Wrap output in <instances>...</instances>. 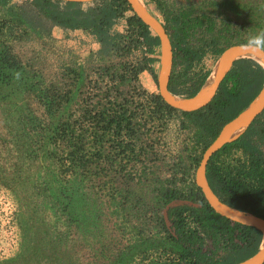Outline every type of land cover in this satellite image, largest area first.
I'll list each match as a JSON object with an SVG mask.
<instances>
[{
	"label": "rangeland",
	"instance_id": "1",
	"mask_svg": "<svg viewBox=\"0 0 264 264\" xmlns=\"http://www.w3.org/2000/svg\"><path fill=\"white\" fill-rule=\"evenodd\" d=\"M28 1L0 0V264L168 262L161 226L168 208L160 197L169 189H189L185 169L201 153L197 128L187 126L182 112L157 111L158 82L148 71L136 75L146 51L136 49L126 19L117 23L125 38L103 54L82 30L56 37L55 28L51 35L31 28L20 15ZM160 1L162 9L156 0H140L165 25L204 14L213 20L189 38L208 45L202 62L189 70L176 52L177 90L218 64L211 49L218 35L235 45L264 32V0ZM185 11L192 15L184 18ZM154 67L159 75L161 62ZM121 109L135 114L136 131L128 133L136 137L123 134L124 145L115 148L114 136L97 131L103 110ZM129 142L139 159L113 157ZM217 159L221 172L251 161L240 150ZM182 205L174 201L169 208ZM143 242L156 248L139 255Z\"/></svg>",
	"mask_w": 264,
	"mask_h": 264
},
{
	"label": "trees",
	"instance_id": "2",
	"mask_svg": "<svg viewBox=\"0 0 264 264\" xmlns=\"http://www.w3.org/2000/svg\"><path fill=\"white\" fill-rule=\"evenodd\" d=\"M156 1L162 9L161 1ZM27 4L20 8V15L31 28L48 35H51L55 27L63 29L66 35L69 32L82 30L100 44V51L103 54H109L116 49L120 44L119 40L125 38L124 34L115 30V26L121 19H126L127 31L131 33V36L137 37V39L133 38L136 41V49L145 47L146 51L142 61L139 62V68L135 71L136 75L139 72L148 71L158 82L154 65L160 59L149 55H161L160 38L153 36L149 26L136 14L131 17L126 16V13L133 12L127 0H96L92 3L29 0ZM181 15L188 18L192 13L185 11ZM12 19L17 20L16 17ZM209 21H213L212 18L204 14L191 18L189 21L176 18V23L165 26L171 34L175 56H178L176 52H179V56L187 62L189 70L196 62H202L208 47V45H193L189 38L196 34L198 27ZM222 39L223 37L218 35L211 40V49L217 60L227 48L234 45L232 40L223 42ZM212 71V69L204 70L195 75L193 79L191 78L192 80L190 79L191 85L184 90L173 88L172 74L169 88L174 95L195 97ZM106 74L109 75L110 70H107ZM121 80V83L127 82L124 76ZM263 87L264 67L252 59H239L222 82L215 99L207 107L194 112H182L187 126L193 125L192 127L197 128L195 147H200L201 153L193 157L191 165L185 169V175L191 178L189 189L186 191L169 189L160 197L162 198L160 201L168 208L167 213L161 218V226L168 242L165 245L164 254L170 256L168 262L160 264H241L260 251L263 241L262 233L256 228L232 223L216 213L194 180L196 170L207 148L216 140L226 124L249 107ZM153 103L156 104L157 111L163 114L165 111L169 113L177 111L167 105L160 94L153 99ZM134 116L135 114L128 115L126 110L123 113L118 111L110 113L103 110L100 118L104 124L101 128L99 127L97 134L101 135L102 131V136L108 134L114 136V147H122L123 134L130 140L136 137L128 133L134 134L136 131V128L132 126ZM135 145L129 142L121 153L115 152L113 157L126 154L129 162L139 159L138 155L131 153L135 150ZM262 146L264 147V112L252 122L244 134L224 146L212 157L207 168V178L213 191L225 203L264 219V150ZM234 150L243 151L245 155L250 156L251 161L247 163L239 160V164L231 165V172H228V168H223L221 172L220 165L216 162L217 158L222 155H232ZM192 171L193 174H191ZM174 201H183L186 205L169 208ZM113 204L118 206L121 204L118 197H113ZM145 243L147 242H143L145 247L137 252L139 255L151 248H156L154 244Z\"/></svg>",
	"mask_w": 264,
	"mask_h": 264
},
{
	"label": "water",
	"instance_id": "3",
	"mask_svg": "<svg viewBox=\"0 0 264 264\" xmlns=\"http://www.w3.org/2000/svg\"><path fill=\"white\" fill-rule=\"evenodd\" d=\"M64 2L92 3L96 0H61ZM136 14L161 41V70L158 75L160 95L167 105L179 112H194L207 107L216 97L222 82L239 59L250 58L254 55L259 58L264 66V52H256L246 47L247 43L235 44L225 50L218 60V70L213 86L206 92L201 91L192 98L175 96L170 88V81L174 69L175 49L165 25L141 4L139 0H127ZM264 112V87L258 97L237 118L224 126L216 140L207 148L203 159L195 173V183L201 188L206 200L216 213L227 218L232 223L253 227L259 230L264 240V219L248 212L231 207L213 191L207 178V168L210 160L224 146L237 140L249 128L252 122ZM238 133V134H237ZM237 135V136H235ZM241 264H264V247L251 259Z\"/></svg>",
	"mask_w": 264,
	"mask_h": 264
},
{
	"label": "clouds",
	"instance_id": "4",
	"mask_svg": "<svg viewBox=\"0 0 264 264\" xmlns=\"http://www.w3.org/2000/svg\"><path fill=\"white\" fill-rule=\"evenodd\" d=\"M85 7V10H87V5L84 6ZM121 24H123V21H121ZM121 24H118L115 26V30H120L122 31V27H121ZM164 24V23H163ZM165 25V24H164ZM166 26V25H165ZM153 33V32H152ZM242 44V43H240ZM246 47L252 49L253 51H256V52H264V32H261L253 37H251L248 42H247V45ZM161 58V56H159ZM176 58V56H175ZM245 59H250V58H245ZM253 60V59H252ZM255 61V60H254ZM161 62V60L159 61V63ZM257 62V61H256ZM258 63V62H257ZM174 65H175V62H174ZM264 67V66H262ZM174 70V69H173ZM157 72V71H156ZM173 74V73H172ZM158 75V74H157ZM17 76H19V73H17ZM195 181V180H194ZM262 244H263V241H262ZM262 247V245H261Z\"/></svg>",
	"mask_w": 264,
	"mask_h": 264
},
{
	"label": "bare ground",
	"instance_id": "5",
	"mask_svg": "<svg viewBox=\"0 0 264 264\" xmlns=\"http://www.w3.org/2000/svg\"><path fill=\"white\" fill-rule=\"evenodd\" d=\"M247 56L250 57V59H253V60H255V61L259 62V63H262V61L259 58L255 57L254 55H247ZM217 70H218V64L214 67V69L212 71V75L210 73L211 77L209 78L207 84L205 85V87L203 89L204 92L208 91L213 86V83H214L215 78H216ZM235 136H237V135H235ZM262 245L264 247V240H263V244Z\"/></svg>",
	"mask_w": 264,
	"mask_h": 264
},
{
	"label": "crops",
	"instance_id": "6",
	"mask_svg": "<svg viewBox=\"0 0 264 264\" xmlns=\"http://www.w3.org/2000/svg\"><path fill=\"white\" fill-rule=\"evenodd\" d=\"M55 31H56V37H62L65 34L63 29H61L59 27H55Z\"/></svg>",
	"mask_w": 264,
	"mask_h": 264
},
{
	"label": "flooded vegetation",
	"instance_id": "7",
	"mask_svg": "<svg viewBox=\"0 0 264 264\" xmlns=\"http://www.w3.org/2000/svg\"><path fill=\"white\" fill-rule=\"evenodd\" d=\"M166 28H168V27H166ZM167 31H168V33H169V35H170V37H171V34H170V32H169V30L167 29ZM170 86V85H169Z\"/></svg>",
	"mask_w": 264,
	"mask_h": 264
}]
</instances>
